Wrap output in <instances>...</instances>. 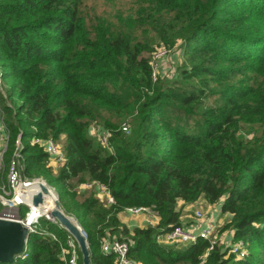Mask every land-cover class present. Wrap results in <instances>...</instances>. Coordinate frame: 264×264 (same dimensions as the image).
I'll return each mask as SVG.
<instances>
[{
    "label": "trees",
    "instance_id": "1",
    "mask_svg": "<svg viewBox=\"0 0 264 264\" xmlns=\"http://www.w3.org/2000/svg\"><path fill=\"white\" fill-rule=\"evenodd\" d=\"M178 44L177 73L154 80L153 53ZM0 69L3 158L20 137L23 173L56 188L87 233L91 264H117L102 249L107 237L129 241L141 264H264V0H0ZM92 125L112 132L109 146ZM34 136L63 138L57 171ZM90 181L116 203L81 194ZM200 198L221 202L247 257L221 245L205 257L206 239L157 241L182 224L179 201ZM131 206L150 207L160 223L129 228L119 215ZM44 224L10 264H65L71 234Z\"/></svg>",
    "mask_w": 264,
    "mask_h": 264
},
{
    "label": "built area",
    "instance_id": "2",
    "mask_svg": "<svg viewBox=\"0 0 264 264\" xmlns=\"http://www.w3.org/2000/svg\"><path fill=\"white\" fill-rule=\"evenodd\" d=\"M170 49L165 46L157 47L153 53L151 60L152 78L156 80L160 75L161 61L167 56ZM5 83L2 79V72L0 69V91L5 95ZM122 129L125 133L131 132V126L128 122L122 124ZM91 135L96 137L97 141L103 146H109L112 132L101 126L92 125L89 128ZM10 136L5 120V112L0 104V162L3 159L4 153L8 149ZM32 145H37L49 156V159L54 163H63L65 161V154L63 145L54 138H45L42 136H34L31 139ZM22 144L20 137L16 140L13 155L7 167L6 180L0 182V218L17 220L23 225H27L30 232H37L39 226V219L47 217L49 220L59 224L51 219L49 216L40 214L38 206L32 205L33 194L42 192L38 185L39 182L47 187L48 184L43 179H30L23 173V165L21 163ZM2 169L0 167V176ZM33 185L39 187L38 190L28 191ZM82 189H89L96 192V195L101 199L105 205L110 206L116 203L114 195L107 185L99 181H90L81 186ZM52 191V190H51ZM53 192V191H52ZM45 195V194H44ZM57 196V195H56ZM23 205L29 207L25 216L21 215V208ZM128 213L134 215H143L146 223L151 226H157L160 223V216L156 214L150 207L147 206H131L126 209ZM213 212H203L197 209L194 212V223L191 226L179 224L171 229L164 231L157 235V241L163 244H189L195 243L200 239L209 241V247L205 257L219 245L220 237L217 229L219 227L217 219L212 214ZM87 238V233L83 231ZM231 239L226 240V247L229 251L236 255L237 258H245L249 254L248 244L243 240L234 239V230H228ZM55 237V236H54ZM102 249L105 252L113 253L115 255L117 264H141L135 262L129 257L130 243L126 240H120L114 237H107L103 240ZM62 259L65 264H79V246L76 239L70 235L66 244L62 247Z\"/></svg>",
    "mask_w": 264,
    "mask_h": 264
},
{
    "label": "water",
    "instance_id": "3",
    "mask_svg": "<svg viewBox=\"0 0 264 264\" xmlns=\"http://www.w3.org/2000/svg\"><path fill=\"white\" fill-rule=\"evenodd\" d=\"M38 185L42 192L33 194L32 205L44 208L46 205L44 194L49 193L51 189L41 182ZM51 214L52 217L50 218L58 222L61 227L65 228L76 239L82 253L83 264H91V253L88 240L83 234L84 229L75 217L64 211L57 196L55 209H53ZM30 233L27 225L11 219L0 218V264L13 263L17 255L26 251L27 239Z\"/></svg>",
    "mask_w": 264,
    "mask_h": 264
},
{
    "label": "rangeland",
    "instance_id": "4",
    "mask_svg": "<svg viewBox=\"0 0 264 264\" xmlns=\"http://www.w3.org/2000/svg\"><path fill=\"white\" fill-rule=\"evenodd\" d=\"M183 60H184V57L182 55V50H181L180 44H178L174 49H171L169 51V53L167 54V56L161 61L162 64H161V67H160V72H161L160 75H162V76H172V75L176 74L177 70H178V67L181 65V63H183ZM130 126H131V131H132V125L130 124ZM91 136L94 139V141L97 142L96 137H94L93 135H91ZM57 141L60 142L62 145L64 144L63 138L58 139ZM4 156H5V154H4ZM7 165H8V163H6L4 158H3L1 160V162H0V167L2 169V172L5 171V169H7ZM48 165L51 168H53L55 171H57L61 167L62 163L61 162L60 163H54V162H52V160L49 159V164ZM38 179H41V178H38ZM48 186L53 191L54 195L55 196L57 195V197L59 198V195H58V192H57L56 188L54 186L50 185V184H48ZM194 206L195 207L193 208V212H191L193 216H194V212L197 209H199V210H201L203 212H206V213L210 212L209 210L212 209V208L215 209V207L211 206V204L208 203L204 198H200L199 200L194 202ZM28 210H29V207L26 206V205H23L22 208H21V215L25 216L26 213L28 212ZM40 214H44V215H47V216L50 217L48 211H43ZM222 216H223V220L224 221L221 224L217 221V223L219 225V227L217 229V232H218V236L220 237L219 245H221L223 247H226V243L227 242L225 240V235H226L227 231L231 230V229L229 227H226L225 225L230 222L232 216L228 215V214H226V216H225L221 212L220 217H222ZM43 219L49 220L47 217H41L39 219L40 220L39 221V223H40L39 226H41V227H44V225H45L44 221H46V220H43Z\"/></svg>",
    "mask_w": 264,
    "mask_h": 264
},
{
    "label": "crops",
    "instance_id": "5",
    "mask_svg": "<svg viewBox=\"0 0 264 264\" xmlns=\"http://www.w3.org/2000/svg\"><path fill=\"white\" fill-rule=\"evenodd\" d=\"M89 134L91 135L90 131ZM91 190L89 189H82L81 194H89ZM179 208H182V215H181V221L182 224L191 226L194 223V216L191 212H193L194 203L186 204L184 201H179ZM211 206H214L215 209H210V212H213L214 216L216 217L217 221L221 224L223 223V216L220 217L221 214V202L217 204H211ZM223 214V213H222ZM226 216V214H224ZM120 219L123 223H125L129 228L133 229L134 227H146L148 224L146 223L145 217L141 215H134L131 213H128L126 210L122 211L120 213ZM226 218V217H225ZM225 239L229 240L231 239V236L229 234L225 235ZM230 241V240H229Z\"/></svg>",
    "mask_w": 264,
    "mask_h": 264
},
{
    "label": "bare ground",
    "instance_id": "6",
    "mask_svg": "<svg viewBox=\"0 0 264 264\" xmlns=\"http://www.w3.org/2000/svg\"><path fill=\"white\" fill-rule=\"evenodd\" d=\"M39 187L37 185H33L30 188H28V191H34V190H38ZM45 207L44 208H37V210L39 209V212H43V211H48L50 217H52L51 212L53 211V209H55V199L56 196L54 195V193L52 191H50L49 193H45ZM18 222L17 220H13Z\"/></svg>",
    "mask_w": 264,
    "mask_h": 264
}]
</instances>
